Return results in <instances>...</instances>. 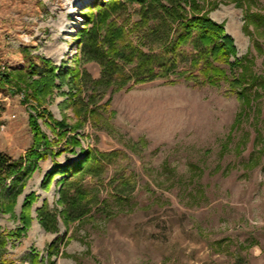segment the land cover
Returning a JSON list of instances; mask_svg holds the SVG:
<instances>
[{"label": "rangeland", "instance_id": "374dc122", "mask_svg": "<svg viewBox=\"0 0 264 264\" xmlns=\"http://www.w3.org/2000/svg\"><path fill=\"white\" fill-rule=\"evenodd\" d=\"M92 1L66 12L69 0H0V76L31 62L42 66L44 60L79 67L82 99L101 108L109 120L88 117L76 131L65 127L62 137V129L49 125L63 118L68 125L83 119L68 102L69 92L76 90L57 80L59 87L47 97L53 119L38 121L54 141L49 150L61 151L60 164L81 159L82 148L101 159L96 172L70 189L71 194L88 192L75 213L91 211L68 229L62 215L57 229L49 231L40 223L38 209L45 200L52 211L64 209L60 185L53 183L48 191L41 187L53 164L49 155L28 180L15 214L0 210V231H14L23 226L25 197L38 195L31 226L21 238L7 239L8 257L31 264L30 255L38 253L44 259L40 264H49V244L58 241L60 251L50 257L56 264H264V96L259 120L252 110L234 129L242 102L226 93V83L200 87L183 79L172 85L157 78L127 90L103 81L108 58L80 46L78 39L84 27L81 11ZM209 1L217 4L211 17L224 21L234 38L237 57L250 50L256 72L264 77V53L253 42L264 46V35L253 24L251 35L243 31V8L233 0ZM252 8L264 13V0H254ZM231 15L238 20L236 29H228ZM22 97L0 84V151L13 158L25 155L34 141L32 109ZM73 136L82 146L72 144ZM141 137L146 144L139 142Z\"/></svg>", "mask_w": 264, "mask_h": 264}, {"label": "trees", "instance_id": "16d2710c", "mask_svg": "<svg viewBox=\"0 0 264 264\" xmlns=\"http://www.w3.org/2000/svg\"><path fill=\"white\" fill-rule=\"evenodd\" d=\"M233 1L243 8V31L251 35L250 25L253 24L255 31L264 35V13L253 10L254 0ZM216 6L209 0H93L81 11L84 27L79 31L78 39L80 46L87 50L92 48L108 58L104 60L107 64L102 80L117 83L119 88L129 90L136 84L157 78H164L172 85L183 79L200 87H221L226 83V93L236 95L242 102L233 126L235 129L246 116H251L252 110L254 120H259V100L264 96V77L256 72L255 57L250 55V50L241 58L237 57L235 40L226 32L225 22H218L210 15ZM253 42L255 50L263 54V44L255 38ZM183 63L185 66H182ZM124 64H129L131 70L126 71ZM36 74L38 78L34 77ZM57 80L61 85L70 83L73 90H76L69 92L68 102L78 112H82L80 114L83 119L73 125H68L65 118L61 121L54 119V124L49 126L55 131L62 129V137L67 134L65 127L69 126L76 131L88 117L95 120L103 118L109 122L101 108L82 99L79 67H68L65 63L57 66L51 60H44L42 66L31 62L27 68L11 69L0 76V84L6 86L12 94L21 93L22 101L32 109L29 122L34 140L26 154L18 158L0 151V210L15 214L18 198L38 168L39 161L51 155L53 164L45 173L41 187L48 191L53 183L60 185L59 201L64 209L52 211L48 209L46 200L38 209L40 223L49 231L57 229L58 215H62L68 229L72 222L91 211L85 209L84 212L75 213L78 210L75 207L79 201L86 200L88 192L78 189L76 194H71L70 189L79 179L96 172L102 165L101 159L90 148H82V158L67 164H60L57 160L61 151L49 150L54 141L45 134L38 120L46 119L47 116L53 119L47 107V97L53 93L54 88L59 87ZM2 125L0 121V134ZM258 136H261L260 132ZM228 137L230 142L232 134ZM139 142L146 144V139L141 137ZM72 144L82 146V141L73 136ZM225 146L227 149L228 144ZM58 176L61 179H57ZM121 183L127 186L128 180ZM37 200L36 192L25 197L20 214L22 227L7 233L0 231V264H20L8 257L7 239L21 238L31 226L32 207ZM48 251L50 257L58 253V241L50 243ZM50 257L49 264H56ZM29 259L31 264H40L44 260L40 259L38 253L30 255Z\"/></svg>", "mask_w": 264, "mask_h": 264}, {"label": "bare ground", "instance_id": "6f19581e", "mask_svg": "<svg viewBox=\"0 0 264 264\" xmlns=\"http://www.w3.org/2000/svg\"><path fill=\"white\" fill-rule=\"evenodd\" d=\"M84 1H85V0H84ZM84 1L81 2V0H69V2H68V4H67L66 12L73 11L75 5H78V4L81 5V4H83ZM237 26H238V20H237V18H236L234 15H231V16H230V21H229V24H228V29H229L230 27H233L234 29H236ZM230 33L233 34V35L235 36V38H236V40H237V42H238V36H236V34H234V33H232V32H230ZM65 49H66V45H64V47H63V51H64ZM40 178H41V177H40Z\"/></svg>", "mask_w": 264, "mask_h": 264}]
</instances>
